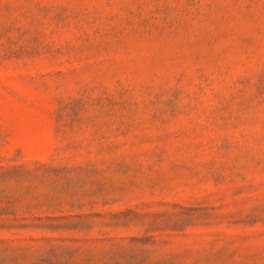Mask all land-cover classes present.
Wrapping results in <instances>:
<instances>
[{
    "label": "rangeland",
    "instance_id": "1",
    "mask_svg": "<svg viewBox=\"0 0 264 264\" xmlns=\"http://www.w3.org/2000/svg\"><path fill=\"white\" fill-rule=\"evenodd\" d=\"M0 264H264V0H0Z\"/></svg>",
    "mask_w": 264,
    "mask_h": 264
}]
</instances>
